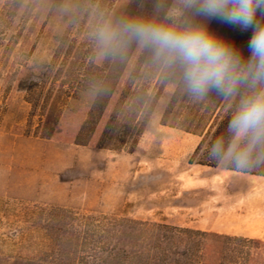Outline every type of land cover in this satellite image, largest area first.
<instances>
[{"label":"rangeland","instance_id":"obj_1","mask_svg":"<svg viewBox=\"0 0 264 264\" xmlns=\"http://www.w3.org/2000/svg\"><path fill=\"white\" fill-rule=\"evenodd\" d=\"M80 1L0 0V264H93L95 253L105 255L111 246L122 248L116 240L98 243L105 227L127 221L183 229L178 224L184 178L188 188L197 184L190 178L199 175L193 166L201 165L196 162L209 151L205 144L193 156L202 141L203 126L195 133L187 132L185 119L193 103L203 112L206 103L222 97L211 92L192 98L184 88L175 113L164 117L182 80L180 70L167 65L153 115L136 141L131 138L125 146L112 142L107 148L98 147L108 115L117 109L114 102L87 146L36 137L39 117L31 116L26 88L53 61L58 40L68 30ZM129 3L117 0L102 30L115 34ZM172 11L180 15L172 17ZM169 18L180 27L208 30L213 21L196 13L185 0H157L149 23ZM255 21L264 27V12L257 9ZM213 33L235 42L247 55L249 34L219 21ZM111 41L104 43L99 36L88 70L64 111L60 131H74L89 113L103 77L105 49ZM138 46L130 69L144 47ZM235 165L222 160L217 167L205 169L215 173ZM250 167L248 163L238 168ZM151 200L155 201L150 204ZM86 227L96 231L93 242L86 239ZM198 240L203 249L204 240ZM260 250L264 253L257 244L226 241L219 264H264L263 254L259 261L249 260V255Z\"/></svg>","mask_w":264,"mask_h":264},{"label":"trees","instance_id":"obj_2","mask_svg":"<svg viewBox=\"0 0 264 264\" xmlns=\"http://www.w3.org/2000/svg\"><path fill=\"white\" fill-rule=\"evenodd\" d=\"M116 1L81 0L68 30L58 40L53 61L47 63L38 80L26 88L32 106L31 116L39 117L36 137L46 140L58 138L75 145L87 146L91 144L113 102L117 109L108 115L98 147L107 148L112 142H116L119 147L125 146L131 138L136 141L143 135L156 107L160 91L158 85L164 79L166 65L162 59L157 58L154 49L144 46L134 68L130 69V61L139 47V42L124 31V26L129 22L149 23L150 13L157 0H130L112 41L105 49L103 77L96 89L89 113L74 131H60L64 111L80 85L84 72L88 70L100 32ZM217 22L212 21L210 32H213ZM173 23L174 19L169 18L155 24ZM153 83L155 86L152 89ZM184 88L182 79L164 117L175 113L176 106L184 95ZM247 92V88H241L233 97H222L218 102L204 101L206 107L203 112L194 103L189 107L191 112L185 119V130L195 133L203 126L200 132L202 141L193 156L198 155L205 144L209 149L197 164L217 167L221 163L222 160L215 159L211 154L212 144L221 134L227 140L228 119L235 111L241 96ZM190 163L194 162L191 160ZM249 164L251 167L248 169H239L237 165L228 169L264 176V146H258L253 151ZM85 230L86 239L89 237L93 242L96 231L91 227H86ZM103 231L98 237V243L116 240L123 249L119 247L117 250L109 244L107 246L111 248L107 249L105 255L95 253L93 264H219L226 241H242L257 244L260 249L264 248V242L259 239L232 238L216 233L175 229L168 225H147L136 221L123 222L120 226H107ZM78 238L75 237V240ZM198 239L204 240L203 249H200L202 243ZM260 252L261 250L249 255V260L259 261L258 257L262 254L264 256Z\"/></svg>","mask_w":264,"mask_h":264},{"label":"clouds","instance_id":"obj_3","mask_svg":"<svg viewBox=\"0 0 264 264\" xmlns=\"http://www.w3.org/2000/svg\"><path fill=\"white\" fill-rule=\"evenodd\" d=\"M185 4L198 14L249 34L247 55L235 42L223 40L205 27L129 22L124 31L142 46L154 49L165 65L178 68L193 97L214 92L229 98L241 88L248 89L228 119L227 140L221 134L211 147L215 159L246 166L253 151L264 146V27L255 21L257 9L264 12V0H185ZM113 35L104 29L101 41L108 43Z\"/></svg>","mask_w":264,"mask_h":264},{"label":"crops","instance_id":"obj_4","mask_svg":"<svg viewBox=\"0 0 264 264\" xmlns=\"http://www.w3.org/2000/svg\"><path fill=\"white\" fill-rule=\"evenodd\" d=\"M193 167L201 168L200 171L198 169L199 175H197L196 178L191 177L190 175V178L193 180V183L196 182L197 185L195 184L191 186L192 189L187 188L185 186L187 179L184 178L185 184L184 189L182 191L183 199L182 207L180 208L181 211L179 213L180 222L178 226L183 229H189L200 232H210L219 235L239 238L242 237L243 239L248 240L259 239V241L264 242V238H262V236L264 235V183L259 182V184L253 182L252 180V182L250 181L253 176L260 175L244 173V171L240 172L227 168L224 169L225 171L222 170V172H216L220 174H214V172H210L205 169L213 167L205 165H194ZM237 173L240 175L242 174L241 176L243 177V179L240 175L238 176ZM231 174H233L234 176ZM223 215L225 216L223 217ZM228 222L231 223L232 226ZM234 224L236 226L238 225V227L233 226ZM258 227L261 229H259ZM255 230L256 232H254ZM247 232L250 234H247Z\"/></svg>","mask_w":264,"mask_h":264},{"label":"bare ground","instance_id":"obj_5","mask_svg":"<svg viewBox=\"0 0 264 264\" xmlns=\"http://www.w3.org/2000/svg\"><path fill=\"white\" fill-rule=\"evenodd\" d=\"M172 135H174V134L172 133ZM163 150H164V149H163ZM165 151H166V150H165ZM166 152H167V151H166ZM167 154H168V152H167ZM168 155H169V154H168ZM161 158H162V157H161ZM171 168H172V167H171ZM195 169H197V171H198V169H199V171H200L201 168H195ZM224 171H225V170H224ZM213 172H214V171H213ZM218 172H219V171H218ZM220 172H222V171H220ZM150 173H151V172H150ZM192 173H193V171H192ZM215 173H216V172H215ZM215 173H214V174H215ZM198 174H199V173H198ZM216 174H220V173H216ZM221 174H222V173H221ZM237 174H238V173H237ZM231 175H233V174H231ZM239 175H240V174H238V176H239ZM241 175H242V174H241ZM241 175H240V176H241ZM246 175H247V174H246ZM195 176H196V175H195ZM207 176H208V175H207ZM209 176H210V175H209ZM233 176H234V175H233ZM191 177H192V176H191ZM241 177H242V176H241ZM207 178H208V177H207ZM242 179H243V177H242ZM202 180H203V179H202ZM229 180H230V179H229ZM251 180H252L253 182H255V183H259V182H260V183H264V176H261V175H260V176H253V177L250 179V181H251ZM190 181H191V180H190ZM190 181H188V183H189ZM244 181H245V180H244ZM252 181H251V182H252ZM251 182H250V183H251ZM194 183H195V182H194ZM194 183H193V184H194ZM260 183H259V184H260ZM191 184H192V183H191ZM196 185H197V184H196ZM222 185H223V184H222ZM222 185H220V186H222ZM251 185H252V184H251ZM251 185H250V186H251ZM157 186H158V185H157ZM205 186H206V185H205ZM254 186H255V185H254ZM259 186H260V185H259ZM263 186H264V185H263ZM161 187H162V186H161ZM187 188H188V187H187ZM189 188L192 189V187H189ZM196 188H197V187H196ZM253 188H254V187H253ZM255 188H257V187H255ZM150 194H151V193H150ZM191 194H192V193H191ZM161 196H162V195H161ZM163 196H164V195H163ZM177 196H178V195H177ZM194 196H195V195H194ZM180 197H182V196H180ZM220 197H221V196H220ZM233 197H234V196H233ZM167 198H168V197H167ZM174 198H175V197H174ZM174 198H173V199H174ZM177 198H178V197H177ZM182 199H183V198H182ZM155 200L158 202V200H157L156 198H155ZM155 200H151V201H150V204H151L152 201H155ZM168 200H169V199H168ZM203 200H204V199H203ZM139 201H140V199H139ZM142 201H143V199H142ZM145 201H147V199H146ZM165 201H166V200H165ZM137 202H138V201H137ZM157 202H156V203H157ZM170 202H171V200H170ZM198 202H199V201H198ZM223 202H224V201H223ZM138 203H139V202H138ZM141 203H142V202H141ZM263 203H264V202H263ZM132 204H133V203H132ZM150 204H148V205H150ZM159 204H160V203H159ZM159 204H158V205H159ZM162 204H163V203H162ZM164 204H165V203H164ZM168 204H169V203H168ZM173 204H175V203H173ZM262 206H263V205H262ZM134 207H135V206H134ZM255 207H256V206H255ZM257 207H258V206H257ZM253 208H254V207H253ZM258 208H259V207H258ZM183 209H184V208H183ZM244 209H245V207H244ZM185 211H186V210H185ZM231 211H232V210H231ZM143 212H144V211H143ZM207 212H208V211H207ZM235 212H236V211H235ZM237 212H238V211H237ZM241 212H242V211H241ZM230 213H231V212H230ZM232 213H233V212H232ZM175 214H177V213H175ZM216 214H218V213H216ZM219 214H220V213H219ZM222 214H223V213H222ZM239 214H241V213H239ZM211 215H212V214H211ZM248 215H249V214H248ZM250 215H251V214H250ZM257 215H258V214H257ZM206 216H207V214H206ZM216 216H217V215H216ZM224 216H225V215H223V217H224ZM241 216H242V215H241ZM243 216H244V215H243ZM210 217H211V216H210ZM234 217H235V216H234ZM246 218H247V217H246ZM263 218H264V216H263ZM192 219H193V218H192ZM226 219H227V218H226ZM229 219H230V217H229ZM243 219H244V218H243ZM243 219H242V220H243ZM259 220H260V219H259ZM259 220H258V221H259ZM212 221H213V220H212ZM217 221H218V220H217ZM227 221H228V220H227ZM227 221H225V222H227ZM219 222H220V221H219ZM233 222H234V221H233ZM238 222H239V221H238ZM238 222H237V224H238ZM209 223H210V222H209ZM217 223H218V222H217ZM228 223H229V222H228ZM228 223H227V224H228ZM245 223H246V222H245ZM218 224H219V223H218ZM221 224H222V223H221ZM229 224H231V223H229ZM229 224H228V225H229ZM246 224H247V223H246ZM216 225H217V224H216ZM213 226H214V224H213ZM231 226H232V224H231ZM233 226H236V225L234 224ZM239 226H240V225H239ZM241 226H242V225H241ZM259 226H260V225H259ZM261 226H262V225H261ZM236 227H238V225H237ZM212 228H213V227H212ZM241 228H242V227H241ZM245 228H246V227H245ZM258 228H259V227H258ZM258 228H257V230H258ZM243 229H244V228H243ZM259 229H261V228H259ZM225 230H226V229H225ZM227 230H228V229H227ZM239 230H240V229H239ZM246 230H247V229H246ZM220 231H222V230H220ZM261 231H262V230H261ZM216 232H217V231H216ZM241 232H242V231H241ZM245 232H246V231H245ZM245 232H244V233H245ZM248 232H249V231H248ZM248 232H247V234H250V233H248ZM254 232H256V230H255ZM263 232H264V231H263ZM232 233H233V232H232ZM261 233H262V232H261ZM240 234H241V233H240ZM241 235H242V234H241ZM243 235H244V234H243ZM261 235H263V234H261ZM259 236H260V235H259ZM259 236H258V237H259ZM263 236H264V235H263ZM263 236H262V238H264ZM250 238H251V237H250ZM252 238H253V237H252ZM262 238H261V239H262Z\"/></svg>","mask_w":264,"mask_h":264}]
</instances>
